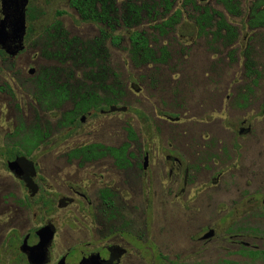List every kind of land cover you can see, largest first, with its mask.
Returning a JSON list of instances; mask_svg holds the SVG:
<instances>
[{"label": "rangeland", "instance_id": "1", "mask_svg": "<svg viewBox=\"0 0 264 264\" xmlns=\"http://www.w3.org/2000/svg\"><path fill=\"white\" fill-rule=\"evenodd\" d=\"M185 1L179 0L171 12L166 13L158 0H111L114 9L105 10L109 20L94 24L83 22L78 11L71 7L70 0H29V8L43 12L44 16L28 24L33 34L24 52L10 60L14 70L10 71L6 65L0 64V147L17 144L24 151L26 149L22 146L27 143L28 137L41 139L46 133L50 134L52 143L63 140L67 130L60 131L55 124L69 119L73 112L72 105L57 108L54 100L50 103L49 112L45 111L42 101L49 93L48 89L65 90L70 98L77 101L79 87L89 95L94 92L93 86L97 85L100 105H106L107 98H112L108 89L115 87L116 81L123 91V95L118 94V107H125L126 112L108 116L96 112L93 117L86 118V125L82 126L88 131L97 125L100 131L102 129L99 136L112 137L115 147L129 138L131 130L138 138L156 139V131L143 125L145 118L152 127L157 123L167 126L168 132L164 135L167 143L170 142L173 128L186 129L190 137L197 141L211 130L213 135L229 138L231 131L226 129L231 125L238 122L239 127L246 119L252 123L260 113L258 107L264 100V29L252 31L248 26L249 11L254 0H239L242 9L240 17L231 16L220 0L206 3L196 0L200 7L222 13L236 29L239 38L231 46L215 40L211 33L201 32L195 23L198 13L190 5H185ZM101 10L99 5L98 12ZM177 11L181 12L179 24L175 29L161 34L159 27ZM59 13L62 15L59 16ZM102 31L106 32L107 38ZM136 32L149 40L150 48L156 51L158 57L161 49L167 50L169 57L164 66H134L128 50L130 35ZM103 37V53L94 66L97 76L91 75V70H87L89 64L86 56L82 53H87L88 44ZM116 37L120 38L118 46L112 43ZM65 41L68 42L66 48L63 47ZM247 52L260 74L257 104L253 111H241L238 103V112H235L231 108L233 103L226 102L219 93L226 91L227 94L238 89L239 95L241 91L251 89V78L246 70ZM31 69L36 70L33 77L29 75ZM102 88L105 93H102ZM184 101L188 103L186 111L189 112H185V115L180 113V124L174 125L159 118L165 114L175 117L179 112L177 107H184ZM204 101L203 108L196 107ZM13 134H17V139L12 138ZM251 145L243 142L240 146L238 143V150L245 153L241 165L238 162V189L241 192L238 191L237 206L233 204L236 199L233 191L212 194L208 209L203 199L196 204L201 194L193 188L188 197L178 200L177 207L171 205L173 196L169 195L166 208L156 206L145 212L137 196L136 204L125 215L131 224L127 235H118L110 240L111 245L121 244L127 248L128 254L122 259V264H264L251 261L240 253H226L237 249L230 245L234 240L229 239L237 232V225L238 236H243L238 243L244 241L264 249V241L253 239L256 230L251 227L264 226V153L257 185L246 188L254 170L252 164L258 155V147ZM161 152L169 154L171 150L164 145ZM47 153L49 151L45 146L33 151L35 162L41 170V179L50 175L63 184L67 176H74L75 170L69 171L64 164L57 168L50 167L57 162L45 158ZM161 159H164L163 155ZM5 164L6 161L0 158V253L12 250L13 244L20 246L24 236L38 230L49 220L58 229L51 264H56L72 248L92 251L98 248L95 246L101 247L100 243L104 241L95 234L93 213L89 209L74 205L67 210L47 214L39 209L28 210L10 205L13 192L25 195V191L9 174ZM230 180L227 178L225 184H230ZM163 182L168 185L170 180L164 176ZM72 186L76 185L72 183ZM65 194L69 195L67 189ZM193 197L194 206L190 204ZM252 197L253 200H250ZM208 229L215 230V238L211 243L201 242L200 238ZM144 236L148 245L157 250L156 253L148 247L146 253H135L134 244ZM88 244H92L93 248H88Z\"/></svg>", "mask_w": 264, "mask_h": 264}, {"label": "flooded vegetation", "instance_id": "2", "mask_svg": "<svg viewBox=\"0 0 264 264\" xmlns=\"http://www.w3.org/2000/svg\"><path fill=\"white\" fill-rule=\"evenodd\" d=\"M10 1L13 0H0V36L5 47L15 51L18 46V39L15 34L18 22L11 10ZM199 1L200 3H206L209 0ZM28 9L29 3L26 9L27 28L23 44L24 49L12 56L0 44V64L6 65V69L10 71L14 70V64L10 63V60L24 52L25 45L33 34V32L29 34ZM101 40L103 42L104 37ZM147 65L164 66L165 63L143 66ZM89 69L91 75H96V67L88 68L87 66L88 72H90ZM32 71H34L33 74ZM35 72V69H31L29 75L33 77ZM172 77L179 76L173 75ZM250 82L251 89L243 90L239 95L238 89L227 94H225L226 91L219 93L225 97L226 102L233 103L231 108L235 112H238V103L241 111L255 110L259 76H253ZM82 84H85V82L82 81ZM92 90L94 92L88 95L79 87L77 90L79 96L76 101L70 98L71 96L65 90L48 89L49 93L45 94V99L42 101L45 111L49 112L50 103L54 100L57 103V108L66 104L72 105L73 112L69 119L55 124L60 131L67 130V134L59 143H52L50 134L46 133L41 139L30 137L33 141H27L22 146L26 149L24 151L17 144L0 147V158L6 161V169L25 191V195L18 191L13 192V195L10 196V205L19 208L24 207L28 210L39 209L47 214L55 210H67L77 205L78 208L89 209L93 213L95 234L101 241H104L100 243L101 247L95 246L100 249L77 251L76 248H72L66 254H63L56 264H85L91 257L97 258L98 261L88 264H101V261L108 264H122V259L128 254V250L122 247L121 244L111 245L110 240L118 235H127L131 224L125 215L136 204L137 196H139V202H142L141 206L145 212L156 206L166 208L169 195L173 196L171 205L174 204V207H177L178 200L188 197L193 188H196L198 194H201L196 204L203 199L208 209L211 205L212 194H227L233 191L236 197L233 204L237 206L238 191L241 192L238 189V162L241 165L245 153L238 150V143L241 146V143L247 142V144L252 143V145L258 147L257 160L252 164L254 170H252L248 179L250 184L246 188L257 185V180L262 171L260 165L263 164L261 158L264 153V100L261 105L262 109H260L261 106L258 107L260 113H257L252 123H248L246 119L239 124V127L237 122V124L226 129L231 131L229 138L213 135L211 130L205 134V137H200L197 141H194V138L190 137V133L186 129L173 128L171 129L170 142L167 143L164 138V135L168 132L167 126L157 123V126L152 127L151 123L145 118L143 125L148 127L149 130L156 131L158 135L156 139L152 137L138 138L132 130H128L129 138L125 139L119 147H115L112 137L103 138L99 136L102 129L100 131L97 125L96 127L93 125L88 131L82 129V126L86 125V118L93 117L96 112H99L102 116H108L117 112H126V108H119V105L112 104L115 97L111 88L108 91L111 92L112 98H107L106 105H100L101 100L98 98L97 85L93 86ZM5 91L7 92V90ZM9 92L13 96L10 89ZM102 93H105L104 88H102ZM205 102H199L200 104L198 103L199 105L196 107L203 108ZM178 103L180 104V102ZM186 103V101L183 102L184 107L182 108L178 104L177 109L179 108V112L175 114V117L165 114L160 115L159 118L174 125L180 124V113L185 115V112H189L186 111ZM259 114H261V118L258 116ZM59 130L57 133L60 132ZM12 138L17 139V134H13ZM35 143H37L36 146H34ZM164 145L171 150V153L164 154L161 152ZM41 146H45L49 151L44 157L49 159L50 162H57V164H51L50 167L57 168L64 164L69 171L75 170L74 176H67V180L63 184H60L50 175L45 176V179H41L39 176L40 167L33 157V151ZM28 151L31 153L27 154ZM13 152L15 153L13 157L7 156V154ZM3 154H6V156ZM162 155L164 156L163 160L161 159ZM19 160L22 162L15 171H12L9 164ZM164 176H167V179L170 180L168 185L163 182ZM227 178L231 179L228 185L225 184ZM72 183L76 186H72ZM262 184L259 186H263ZM66 189L69 191V195L65 194ZM250 200H253V197ZM190 204L194 206V197L191 199ZM262 205L264 208V198L262 199ZM48 226L53 228L55 235L46 253L45 262H41L42 260L35 258L36 253L27 249L24 251L23 247L26 246L29 249L37 247L40 242L38 232ZM251 227L256 230L253 239L264 241V226L257 228L251 225ZM236 228L237 232L235 231V234L229 236V239L234 240V242H230V245L237 249L226 251V253H240L243 255L242 253L264 252L261 247L252 246L250 243L244 241L238 243V239L243 238V236H238V225ZM211 231L214 232L213 236L206 239ZM57 234L58 229L54 223L51 220L47 221L38 230L24 236L20 246L19 244H13L11 246L12 250L0 253V264H51L52 247ZM215 236V230L208 229L200 238V241L211 243ZM146 238V236L140 237L137 244H134L135 253H146L148 248L153 253L157 252L152 245H148ZM87 247L93 248V245L88 244Z\"/></svg>", "mask_w": 264, "mask_h": 264}, {"label": "trees", "instance_id": "3", "mask_svg": "<svg viewBox=\"0 0 264 264\" xmlns=\"http://www.w3.org/2000/svg\"><path fill=\"white\" fill-rule=\"evenodd\" d=\"M111 0H70V5L72 8H75L80 16L82 17L83 22L85 23H94L99 24L106 20H109L105 10L114 9V6L110 4ZM166 13L171 12L173 7L179 2V0H158ZM224 5L227 12L233 17H240L242 15V9L239 0H220ZM190 5L195 12L198 13V16L195 18L196 25L200 28L203 33H211L214 36L215 40L222 41L226 46L233 45L239 38L236 29L230 25L218 11H211L208 7H200L197 4L196 0H186L185 5ZM101 5L102 10L98 12V7ZM29 23L36 21L40 17L44 16L43 12H39L36 9L30 7L29 9ZM59 16L62 13L58 14ZM181 12L177 11L172 18L163 23L159 29L161 34H166L168 29H174L180 21ZM248 26L252 31L259 29H264V0H254L251 4L249 11ZM114 29V28H113ZM33 32L32 27H29V34ZM105 38H107L106 32L102 31ZM62 32L60 35L62 36ZM53 37H55L53 35ZM113 44L118 46L120 44V38L116 37L113 40ZM62 45V43H61ZM66 48L68 42L65 41L63 44ZM87 53H82L83 56H86V62L89 64V67H94L96 60L102 56V40L93 41L92 43L86 46ZM129 57L131 58L132 63L135 67H141L146 64H164L167 62L169 54L166 49H161V54L158 57L155 50L150 48L149 40L139 33H133L130 35V48H129ZM1 54V53H0ZM246 70L247 76L252 78L255 75L260 77V74L255 69V65L250 57V53H246ZM101 74V73H100ZM117 77V75H115ZM113 95L115 97L113 105L118 106V94L123 95L121 89V84L116 81L115 87L111 88ZM134 136V134H133ZM28 141H33L30 138H27ZM34 143V142H32ZM37 143L34 144L36 146ZM21 148V147H20ZM19 148V149H20ZM31 152L28 151L27 154ZM13 153L7 154L9 157L14 156ZM19 154H21L19 152ZM6 156V154H3ZM17 155V153H16ZM251 261H262L264 262V252L258 253H242Z\"/></svg>", "mask_w": 264, "mask_h": 264}, {"label": "water", "instance_id": "4", "mask_svg": "<svg viewBox=\"0 0 264 264\" xmlns=\"http://www.w3.org/2000/svg\"><path fill=\"white\" fill-rule=\"evenodd\" d=\"M206 1V0H201ZM29 0H13L10 1L11 4V10L13 14L15 15V18L17 19L18 25L16 30V35L18 39V46L15 48V51L12 49H8L5 47L4 42L1 40L0 36V44L4 46L5 49L10 53V55L15 56L18 52L22 51L24 49V38L26 35V9L28 6ZM1 35V32H0ZM34 71H32V74ZM22 161H17L15 163H10L9 167L12 171H15L17 166L20 165ZM214 232H210L207 236V238L212 237ZM55 232L51 226L45 227L41 231L38 232V236L40 237V242L37 247L34 249L26 248V246L23 247V250H32L34 253H36L35 258H39V260H42L41 262H45L46 253L49 250L50 245L52 244V241L54 239ZM94 261H98L97 258L91 257L90 260H88L87 263H93ZM101 264H108L106 262L101 261Z\"/></svg>", "mask_w": 264, "mask_h": 264}]
</instances>
